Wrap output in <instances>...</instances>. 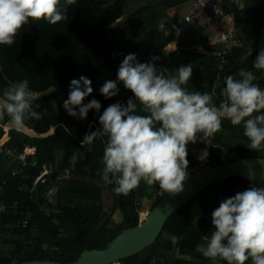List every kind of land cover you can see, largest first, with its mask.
I'll return each mask as SVG.
<instances>
[{"label":"trees","instance_id":"1","mask_svg":"<svg viewBox=\"0 0 264 264\" xmlns=\"http://www.w3.org/2000/svg\"><path fill=\"white\" fill-rule=\"evenodd\" d=\"M244 1L243 9H233L238 44L227 56V63L217 55L223 47L209 42L210 32L217 33L223 29L222 25L216 19L199 28L185 23L181 12L186 0H76L75 4L66 6L67 21L55 25L45 20L30 22L20 30L12 46L0 45V97L10 84L25 79L31 91L42 95L33 104L39 105L36 111L43 118L29 120L20 129H29L35 135L54 128V133L45 137L11 130L6 146L15 155L8 158L0 154V184L6 181L0 189V264L74 262L86 250L106 249L123 230L135 227L140 222L145 200L152 202L150 211L153 209L162 197L158 185L149 187L141 182L125 197L115 195L114 185H105L101 180L106 137L92 145L81 146L80 142L86 133L101 127L99 115L108 105L126 104L128 98L134 99L117 79L119 64L129 53L136 54L138 63H154L168 68L170 74H175V69L182 65L192 64V76L184 87L189 92H208L218 106L224 87V78L219 79L220 68L226 76L244 54L256 47L264 25V0ZM61 7H65L63 0ZM173 10L176 14L170 16ZM161 22L170 29L168 36L158 30ZM178 37V50L168 53L166 48ZM199 43L204 51H193L191 48ZM257 55L245 60L234 78H241V69L250 70L257 77L254 83L264 89V70L253 67ZM81 76L89 78L93 87L84 103L93 98L101 103L99 112L89 110L85 119L72 117L63 108L70 81ZM106 80L115 81L119 88L118 94L109 99L99 91ZM4 117L5 122L11 123L6 113ZM7 129L4 128L5 132ZM3 136L0 130V139ZM248 143L243 125L232 126L225 119L221 131L215 134L214 146L207 149L206 159L228 164L244 158H264V152L249 150ZM26 148L36 151L22 167L19 156ZM187 152V171L202 165L188 149ZM73 155L78 157L74 166ZM50 164L52 175L35 184V178ZM13 172H16L14 176ZM215 185L219 187L220 204L256 184L231 177ZM50 191L54 193L51 199ZM104 191L111 193L116 204L109 212L105 210ZM209 207L210 195L202 191L195 194L171 213L153 245L120 264H226L213 262L201 254L204 238L215 231L211 214L208 215ZM117 212L121 213L119 220L115 219ZM24 220L29 222L26 230ZM173 235L179 238L178 243L171 242Z\"/></svg>","mask_w":264,"mask_h":264},{"label":"clouds","instance_id":"2","mask_svg":"<svg viewBox=\"0 0 264 264\" xmlns=\"http://www.w3.org/2000/svg\"><path fill=\"white\" fill-rule=\"evenodd\" d=\"M75 3L76 0H63L62 9V0H0V45L12 46L20 30L30 22L45 20L55 25L67 21L66 6ZM158 30L169 35L164 22ZM176 32L178 35L179 29ZM175 47L174 43L172 50ZM156 59L159 57H153ZM253 67L264 70V49ZM192 71L193 65L188 64L170 74L168 68L154 63H138L135 53L124 55L117 79L134 99L108 105L99 115L101 127L86 133L80 142L81 146L92 145L99 138H107L101 180L105 185H114L115 195L126 197L141 182L149 187L158 185L161 196L181 193L189 176L187 145L203 142L206 147L197 159L205 161L207 149L214 146L215 134L221 131L225 119L232 126L243 125L249 150L264 152V89L254 83V73L241 69L240 79L226 75L217 106L208 92H189L184 87ZM99 91L109 99L118 94L119 88L115 81L106 80ZM92 92L89 78L72 79L63 101L68 115L85 119L89 110L99 112L101 103L95 98L84 103ZM36 99L27 79L12 83L0 97V114L6 113L15 128H23L27 121L43 118L36 111L39 105L33 104ZM53 107L58 111L55 103ZM77 159L76 155L71 157L73 166ZM211 223L215 231L206 236L203 257L226 264H264V187L250 186L224 199L212 211ZM170 240L179 242L174 235Z\"/></svg>","mask_w":264,"mask_h":264},{"label":"water","instance_id":"3","mask_svg":"<svg viewBox=\"0 0 264 264\" xmlns=\"http://www.w3.org/2000/svg\"><path fill=\"white\" fill-rule=\"evenodd\" d=\"M264 49V25L256 47L244 54L231 68L227 75H235L237 68L250 56ZM54 133V128L46 134H35L33 137H45ZM189 176L184 182V190L176 195L165 193L153 209L135 227L127 228L108 243L106 249L84 251L80 257L70 263H59L48 260L24 264H120L126 258L144 251L161 236L164 225L173 211L186 203L195 194L215 184H222L231 177H241L255 183L256 187L264 186V158H244L228 164L207 162L188 170ZM46 179V177H43ZM113 204V210L115 209Z\"/></svg>","mask_w":264,"mask_h":264},{"label":"built area","instance_id":"4","mask_svg":"<svg viewBox=\"0 0 264 264\" xmlns=\"http://www.w3.org/2000/svg\"><path fill=\"white\" fill-rule=\"evenodd\" d=\"M189 5V10L182 13V19L185 23L193 28H199L208 24L213 19H216L222 25V30L216 33V38L213 42L215 45L223 47V50L217 53L218 56L223 57V63H227V56L231 55L232 50L238 44V33L236 28V14L233 9L241 10L245 7L244 0H186ZM226 3H229L226 7ZM183 8V7H182ZM232 9V10H231ZM176 11H170L169 15L174 16ZM225 71L223 68L219 70V79L224 78ZM33 95L41 98L42 95L38 92L32 91ZM7 141L2 137L0 139V154L12 158L15 155V151L6 146ZM31 156L30 148H26L23 153L20 154L19 159L22 162V167L26 166L28 158ZM53 173V166H46L40 174L35 178V184L38 182H44L43 177H49ZM16 172L12 173L14 176ZM6 184L3 181L0 184V189ZM33 190H30L32 192ZM50 193H52L50 191ZM29 227L28 220H24L23 229Z\"/></svg>","mask_w":264,"mask_h":264},{"label":"rangeland","instance_id":"5","mask_svg":"<svg viewBox=\"0 0 264 264\" xmlns=\"http://www.w3.org/2000/svg\"><path fill=\"white\" fill-rule=\"evenodd\" d=\"M189 10V5L188 4H185L184 5V7L182 8V12L184 13V12H186V11H188ZM203 34V33H202ZM207 33H205V35H206ZM201 43H199V45H200ZM202 46V45H201ZM196 51H198V49L196 48L195 49ZM228 73H226V75H227ZM206 146H205V144L203 143V142H200V141H198L197 143H195V144H192V143H189L188 145H187V149L191 152V154L197 159V157H198V155L200 154V152H201V150H203L204 148H205ZM210 147V146H209ZM209 147H208V149H209ZM198 160V159H197ZM200 161V160H199ZM201 162V164L203 165L204 163H207L208 162V160L206 159L205 161H200ZM55 185V184H54ZM56 186V185H55ZM57 187V186H56ZM53 189H55V188H53ZM54 191V193H55V190H53ZM52 192V191H51ZM204 194H208V195H210V207H209V210H208V215H210L211 213H212V211L215 209V208H217L218 206H219V187H218V185H212V186H209V187H207L206 189H204L203 191H202ZM54 193H50V196H49V199H51L52 197H53V195H54ZM104 199H105V210H106V212H109L110 211V207H112V205H113V203H114V201H113V197H112V195H111V193L110 192H108V191H104ZM145 205H144V211H142V212H144L145 213V215H146V213H149L150 212V207H151V205H152V202L151 201H149V200H145V203H144ZM120 212H117L116 214H115V219L116 220H119L120 218H121V216H120ZM142 217H143V213H142ZM206 237L204 238V240H203V243H202V245H201V247H200V250L205 246V244H206Z\"/></svg>","mask_w":264,"mask_h":264},{"label":"crops","instance_id":"6","mask_svg":"<svg viewBox=\"0 0 264 264\" xmlns=\"http://www.w3.org/2000/svg\"><path fill=\"white\" fill-rule=\"evenodd\" d=\"M210 34H212V35L209 36V42L213 44V42H214V40H215V38H216V33H215V32H214V33H213V32H210ZM178 42H179V37H178L174 42H172L171 44H169V46L166 48V51H167L168 53H174V52H176V51L178 50ZM174 43H175L176 47H175L174 50H172V49L174 48ZM196 48L198 49L197 52H201V51L203 52V51H204L203 46H201V45H199V44L194 45L191 49H192L193 51H196V50H195ZM6 127L8 128V132H5V130H4V128H6ZM26 128H27V127H26ZM0 130L4 133L3 138H4V140H6V141L9 140V132H10L11 130H18V131H20V132H23V133H26V134L29 135L28 132H25V131H22V130H20V129H17V128H15L14 126H12L11 123H7V122H5L4 114H0ZM28 130H29V129H28ZM32 137H33V136H32ZM30 150H31V149H30ZM35 151H36L35 148H33V150H31V156L35 154ZM50 165H51V164H50ZM46 179H47V178H46ZM46 179H45V180H46ZM143 211H144V210H143ZM142 213H144V212L141 211V213H140V217L142 216Z\"/></svg>","mask_w":264,"mask_h":264},{"label":"bare ground","instance_id":"7","mask_svg":"<svg viewBox=\"0 0 264 264\" xmlns=\"http://www.w3.org/2000/svg\"><path fill=\"white\" fill-rule=\"evenodd\" d=\"M24 128V127H23ZM8 130V129H7ZM20 130H22V129H20ZM27 131H25V132H28V133H30V134H32V135H34L33 133H31L30 132V130L28 131V129H26ZM22 131H24V130H22ZM31 150H33V149H31ZM147 214V213H146ZM145 216V213H143V217Z\"/></svg>","mask_w":264,"mask_h":264}]
</instances>
